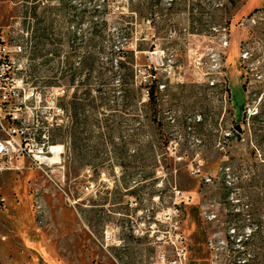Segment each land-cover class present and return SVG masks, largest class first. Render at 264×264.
<instances>
[{
    "label": "rangeland",
    "instance_id": "obj_1",
    "mask_svg": "<svg viewBox=\"0 0 264 264\" xmlns=\"http://www.w3.org/2000/svg\"><path fill=\"white\" fill-rule=\"evenodd\" d=\"M231 2L0 0L5 127L58 161L0 174V264H264V0Z\"/></svg>",
    "mask_w": 264,
    "mask_h": 264
},
{
    "label": "built area",
    "instance_id": "obj_2",
    "mask_svg": "<svg viewBox=\"0 0 264 264\" xmlns=\"http://www.w3.org/2000/svg\"><path fill=\"white\" fill-rule=\"evenodd\" d=\"M261 11H264V5L260 9ZM255 14L253 17L249 18L247 20L248 24H255ZM229 32L228 28H223L224 33V41H223V48L225 52H223L224 55V62L225 65H227V49L230 46V42L227 38V33ZM21 47L16 45L13 47L12 53L13 54H19L21 53ZM10 51L2 48L0 46V68L2 69L0 74V81L5 82V86L8 84L7 81H9V77L6 76L5 71H8L10 69ZM242 60H247L249 57L248 52H244L240 55ZM219 60H222L221 54H219ZM214 85V83L212 84ZM0 86V88H3ZM2 102L0 100V131L5 132L4 137H0V174H3L5 172L11 171L14 169L16 163H18L20 160H26V158H30L34 164H36L40 169L44 170V168L51 164V162L48 161V158L45 155L44 147L45 145H38L33 144L30 139L26 137V134L23 130L12 127V128H6L5 122L9 119L8 116H13V114L10 111H6L4 114L2 112ZM255 115V114H252ZM12 119L15 123V117L13 116ZM180 241L183 243V237L181 235H178L176 238V241ZM171 244L175 247V258L173 260H168L166 258L165 254H162L159 259L160 262L158 264H186V254H185V248L180 244V246L175 245V243L171 240Z\"/></svg>",
    "mask_w": 264,
    "mask_h": 264
},
{
    "label": "trees",
    "instance_id": "obj_3",
    "mask_svg": "<svg viewBox=\"0 0 264 264\" xmlns=\"http://www.w3.org/2000/svg\"><path fill=\"white\" fill-rule=\"evenodd\" d=\"M136 1L137 0H129V3L131 4V6L129 7V10H131L133 8V5ZM172 2H174V1H172ZM231 3L233 4V8L239 9V7H242L246 4V0H232ZM174 4H177V3H174ZM256 11H258V9L253 11L249 15L251 16ZM160 14L162 17L161 18L162 22L167 24L171 20L172 13H166L164 11H161ZM95 29H97V28H95ZM94 36L98 37L97 31L95 32ZM122 55H125L122 49H119L118 51H111V53H110V65L112 67V70H110V72H112V75H114V76L120 75V74H118L119 71H121L122 69H124L126 67V62L124 60H122V58H121ZM115 61H116V68L118 69L117 72H114V70H113ZM147 95H148L147 97H148L150 103L155 101V89H154L153 84L150 86Z\"/></svg>",
    "mask_w": 264,
    "mask_h": 264
},
{
    "label": "bare ground",
    "instance_id": "obj_4",
    "mask_svg": "<svg viewBox=\"0 0 264 264\" xmlns=\"http://www.w3.org/2000/svg\"><path fill=\"white\" fill-rule=\"evenodd\" d=\"M60 148H61L60 146L51 148V153L53 155L56 154V150H58ZM48 161L51 162L52 166H53V164H58V161H55V158L48 159Z\"/></svg>",
    "mask_w": 264,
    "mask_h": 264
}]
</instances>
